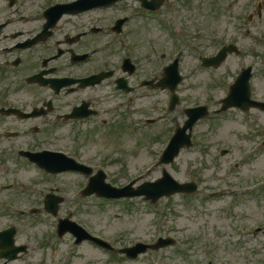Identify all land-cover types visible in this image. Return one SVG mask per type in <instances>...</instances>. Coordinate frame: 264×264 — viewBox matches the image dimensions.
<instances>
[{
  "label": "flooded vegetation",
  "instance_id": "flooded-vegetation-1",
  "mask_svg": "<svg viewBox=\"0 0 264 264\" xmlns=\"http://www.w3.org/2000/svg\"><path fill=\"white\" fill-rule=\"evenodd\" d=\"M75 1L4 0L5 10L0 12V70L1 75H10L0 85V166L17 165L19 160V164L27 163L37 172L39 178L33 182L36 193L32 194L36 196L35 202L27 206H35L38 214L47 211L45 200L49 193L62 195L59 213L66 209L69 188L55 186L56 178L65 175L83 178V170L51 173L44 163L66 159L72 162L74 158L80 163L108 165L113 157L102 155L101 151L119 147L123 148L120 164L126 166V152L134 157L133 147L126 148L120 142L126 132L132 146L139 150L150 148L153 124L165 125L166 105L162 104L165 100L161 96L168 92L166 88L153 86L162 79L168 56L163 53L166 42L161 34L152 35V25L160 18H168L175 7L191 23L184 8L173 0H165L156 11L143 8L138 0H121L112 7L85 12L66 11L62 6ZM182 1L185 5L190 2ZM164 22L168 31L174 29ZM235 32L239 35V29ZM214 37L210 32L197 41L195 48L214 53L219 44ZM198 53L201 58V52ZM92 76L91 80L83 81ZM235 76L225 84L212 82L213 88L218 85L223 90L221 97L227 95ZM24 89L26 95L19 94ZM209 99L216 107L212 109V121L223 119L233 110L245 114L239 107L221 112V102ZM252 110L264 114L263 110ZM153 112L158 115L154 123ZM59 133L64 136L57 137ZM257 133L254 130L248 134L255 137ZM165 136L166 130L156 135L160 141ZM95 172L94 169L92 174ZM51 180L54 184H48ZM19 184L17 179L8 182L0 174V264L23 261L31 245L29 241L18 242V236L24 235L27 240L35 236L47 238L46 233L38 231V222L34 221L37 230L34 225L21 230L9 224L1 212L8 210L9 203H15L4 195ZM11 227L15 245L8 247L4 240L7 241V230ZM41 244L44 258L50 245L46 241ZM20 246L26 247L19 250L16 259L9 260L5 253L11 250L13 255Z\"/></svg>",
  "mask_w": 264,
  "mask_h": 264
},
{
  "label": "rangeland",
  "instance_id": "rangeland-1",
  "mask_svg": "<svg viewBox=\"0 0 264 264\" xmlns=\"http://www.w3.org/2000/svg\"><path fill=\"white\" fill-rule=\"evenodd\" d=\"M259 1L261 0H205L204 7L199 9L198 0H190L187 5L184 3L181 5L194 29H201L206 33L221 32L226 28L236 33L235 30L239 29L242 32L239 38L241 50L239 54L229 57L219 69L212 70L201 66L195 52L188 49L180 66L184 75L179 91L181 103L173 113L167 112L165 125L158 124L151 128V135H159L166 126L169 136L173 127L185 118L183 109L187 105L205 102L208 100L205 96L216 98L223 94L220 86L213 88L212 82L215 80L225 84L227 80H231V77L238 72V63L239 67L249 63L254 65L253 87L257 95L264 94V47L258 44V41L261 43L264 41L260 38L264 37V3L262 16L258 17L256 14L249 19V14L255 12ZM4 10V0H0V12ZM152 26V35H162L161 39L166 42L167 53L171 56L172 42L169 31L165 29L164 24H162L163 28L155 22ZM246 30H251L252 36H247ZM24 69L22 67V70ZM2 71L0 70V85L3 83V78L10 77L9 74L1 75ZM26 93L27 90L24 89L19 94L26 95ZM161 99L168 102V93L161 96ZM212 120L211 118L201 121L197 128V135H200L198 144L184 149L172 164L167 165V169L179 181L198 179L199 181H196L200 184L199 193L176 194L163 198L157 205L158 209L136 199L132 200L133 204H126L124 200L99 199L93 195L83 197V203L79 204L82 209L81 215L78 213L73 216L88 230L103 234L118 247L134 243L138 237L152 241L157 229H166L165 224H168L171 226L166 230V235L172 234L177 238L178 244L175 247L147 253L136 260H130L123 255L87 243L76 247L70 235L62 238L53 235L47 240L51 242L49 244L54 248V252L44 259L41 257V248L44 246L41 243L44 241L37 239L36 236L27 240L22 235L18 236V242L29 241L30 250L23 261L11 264H52V262L62 264L63 261L66 264H195L196 261H192L193 259L198 260V264H209L208 257H213L215 264H264V235L251 234V228L264 220V200L244 194L217 200L207 199L203 195L209 194L218 186L223 185L227 189L229 183L234 185L229 188L240 190L242 187L238 185L244 187L252 181L264 179V149H258L257 145H253L255 141H260L262 136L264 114L255 110L248 114L233 110L223 119ZM251 126L258 132L255 137L247 134L251 131ZM61 136H64V133L57 135V137ZM120 142L124 143L126 148L133 147L134 157H130L126 152L127 165L122 166L120 159L123 157L121 152L123 148L101 151L102 155L113 157L107 167L110 174L108 180L121 186L128 183L123 179L125 174L134 177L139 173H145L150 166L151 171L143 180H154L162 175L163 166H156L155 163L166 145L165 142L155 141L151 143L149 151L139 150L135 145L132 146L129 132L122 136ZM226 147L230 149V153L223 156L220 149ZM87 152L91 153V151ZM236 162H239V167H236ZM16 163L17 165L9 164L7 167L0 166V174L8 178V182L14 179L20 182L4 197L12 199L19 207L25 208L35 202L36 196L32 197V194L36 193L33 182L39 177L29 164H19V160ZM229 168L232 169L227 171ZM118 169H121V174L120 171L112 172ZM114 177L120 180H113ZM55 180L68 187L70 191L68 193L70 203L68 202L66 209L60 212V215L64 216L68 214L70 207L72 210L75 209L73 195L80 185L85 186L86 179L65 175ZM48 184L54 182L51 180ZM239 190L235 192L239 193ZM1 212L6 215L9 224L13 223L21 230L31 225L37 230L34 221L38 220L43 221L39 222L38 231L53 233L55 230L57 218L52 216L44 214L39 217L16 216L15 209L9 211L2 209ZM239 226L243 228L240 234ZM190 241L192 246H189ZM73 249L74 251L69 255L68 252ZM183 249L189 251L190 260L181 253Z\"/></svg>",
  "mask_w": 264,
  "mask_h": 264
},
{
  "label": "water",
  "instance_id": "water-1",
  "mask_svg": "<svg viewBox=\"0 0 264 264\" xmlns=\"http://www.w3.org/2000/svg\"><path fill=\"white\" fill-rule=\"evenodd\" d=\"M97 1V0H96ZM161 1V0H160ZM96 5L98 3H95ZM89 6V5H88ZM174 67L171 68L169 71V78L168 81H173V86L180 80V78L177 76V63L173 65ZM249 75L248 72L244 73L243 79L240 78V83L246 84L247 82V76ZM249 78V77H248ZM246 95H248L247 92H245ZM207 108L206 107H197V108H191L188 110V113L190 115V119L187 121L186 125L183 128H180L178 132L176 133L175 137L173 138L171 145L166 150L165 155L163 156L162 162H171L174 160L175 156L178 155L180 148L184 145H190V135L186 134L187 128H192L194 122L196 119L203 117L207 114ZM90 188L87 189V193H92L94 191H97L100 195L108 196V197H118L122 195H140V194H146L147 198H151L153 201H156L159 197L163 195H169L178 191H193L196 189L195 184H180L178 183L166 170H164V177L159 179L156 182L146 183L142 186H140V191H131L130 186L117 189L113 188L108 184H105L103 177L99 179H93L91 182ZM69 222L67 220L61 221L60 227L62 232H65L67 230V227L69 226ZM75 233L80 234L77 230H74ZM89 237L83 235V239ZM80 238L79 240H81ZM101 243H103L100 240H97ZM172 240L169 239H161L157 245H153V247H161L162 245H166L169 243H172ZM148 248L147 245L139 244L136 247L129 248L127 251L129 252V255L136 256L139 252L145 251Z\"/></svg>",
  "mask_w": 264,
  "mask_h": 264
}]
</instances>
